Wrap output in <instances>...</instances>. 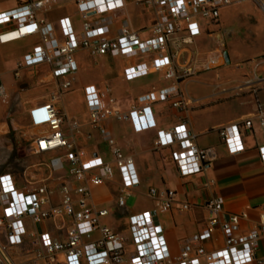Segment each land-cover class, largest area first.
I'll return each instance as SVG.
<instances>
[{
    "label": "built area",
    "instance_id": "obj_1",
    "mask_svg": "<svg viewBox=\"0 0 264 264\" xmlns=\"http://www.w3.org/2000/svg\"><path fill=\"white\" fill-rule=\"evenodd\" d=\"M136 4L151 7L154 22L148 38L141 39L126 21H122L114 35L110 34V17L91 19V13L116 9L121 0H77V9L82 17L81 32L76 35L68 18L59 20L64 39L58 41L51 22L38 17V12L48 10L56 0H14L15 5L0 11V43L38 33L40 42L32 47L17 62L21 68L45 63L55 80V91L42 103L45 127L33 139L31 150L34 153H48L46 163L50 174L62 175L56 186L26 180L17 187L9 174L0 175V229L8 245L23 242L26 235L37 247L31 264H59L57 255L64 256V264H246L256 259L259 240L264 237V210L257 212L254 225L248 229L241 227L247 213H228L220 219L223 200L221 197L206 201L209 216L205 226L190 235L173 254L167 248L161 226L155 221L157 211H166L174 202L175 192L171 189L160 190L155 186L148 188L154 201L152 210L128 215L133 250L126 251L125 238L115 233L99 219L108 211L88 205L90 186H97L112 175L111 167L98 155H89L77 141L82 135L77 121H68L57 103L64 90L71 87L77 70L75 53L84 50L90 56L110 54L112 56H136L151 51L167 49L174 45L172 55H161L151 60V67L162 70L163 76L171 83L158 89H151L136 96L129 109L124 111L111 96L109 88L97 89L93 85L83 88L87 116L92 128L96 129L107 144L111 159L119 172L124 194L127 195L138 182V176L130 155L124 154L117 146L112 131L108 127L111 119L129 121L135 131L155 126L151 105L176 98L180 95L177 84L195 74V68L176 61L183 43L199 34L198 19L214 22L221 7L230 0H133ZM264 9V0H254ZM183 33L182 37L179 35ZM179 34V35H178ZM218 65L216 57L202 61L200 69L209 70ZM146 63H138L124 69L127 79L147 73ZM264 87V78L257 77ZM0 97L6 98L5 88L0 80ZM189 100H174L173 106L183 107ZM254 117L258 119L264 136V110L258 100L255 102ZM64 124L68 134L64 131ZM240 125L251 126V118L225 124L219 128V135L227 151L235 154L244 150ZM156 147L174 146L170 154L181 176L196 174L205 169L213 160L212 148H199L195 136L185 123L173 125L158 132ZM259 160L264 168V142L257 146ZM57 190L60 199L54 203L51 195ZM124 196L117 198V205H124ZM191 203L182 202L179 210H188ZM29 220L37 225L45 220H54L55 231H27ZM58 221V222H57ZM222 234V246L207 250L203 243L213 240L214 232ZM98 236L91 238L93 232ZM4 264H15L10 256L1 251Z\"/></svg>",
    "mask_w": 264,
    "mask_h": 264
},
{
    "label": "crops",
    "instance_id": "obj_2",
    "mask_svg": "<svg viewBox=\"0 0 264 264\" xmlns=\"http://www.w3.org/2000/svg\"><path fill=\"white\" fill-rule=\"evenodd\" d=\"M231 2L219 11L216 21L208 22L198 19L200 32L191 37V41L183 43L178 52L176 61L188 67L195 68L197 76L201 73L211 71L219 66V61H225L223 53L227 52L229 62L235 57L248 58L264 54V11L258 7V2L254 0H230ZM77 0H56L45 12H38V17H44L51 22L54 28V35L58 41L64 39L60 29L59 20L68 18L69 23L76 35L81 32L82 17L77 9ZM15 5L14 0H0V11L10 9ZM91 19L99 17H110V34L114 35L122 21H126L129 27L138 33L141 39H146L151 33L154 22V13L151 7L136 4L133 0H121V6L116 9H108L102 13H91ZM2 28L0 27V30ZM230 42L240 43L237 52H228L222 48H212V53L206 54L200 51L201 42H209L210 39L219 40L220 33ZM179 35V34H178ZM184 34L181 33L179 37ZM40 42L38 33L22 38L0 43V80L10 70V59L23 58V55L30 51L33 46ZM253 42L252 45L248 43ZM175 50L174 45L168 44L167 49L162 51H151L136 56H112L110 54L90 56L84 50L75 53L77 70L74 74V81L70 88L64 90L67 96L75 85L80 92L79 114L73 113V109L65 107L64 113L68 121L75 120L79 123L82 135L77 136V141L84 148L87 154L98 155L112 169V175L97 186H90V198L88 205L96 209L105 208L108 213L100 217L99 221L103 225L109 226L115 233L125 238L126 251L133 250V243L128 227L127 217L130 214L138 213L154 208V201L148 193L150 186H155L160 190L171 189L175 192L174 202L170 209L157 211L155 221L161 226L167 248L171 253L178 252L184 241L192 234L200 231L207 221L209 210L205 206L206 201L221 197L223 200L220 219H225L228 213H238L245 211L247 218L241 221V227L248 229L252 227L257 219V212L264 210V168L259 160L257 146L264 142L262 128L257 118L254 117L255 102L259 101L264 110V87L260 82L254 83L255 89L242 95L234 97L232 86L226 83L221 86L225 75H217L221 78L216 83H212L211 94L207 93L204 98L195 95L196 91L191 82L194 78H186L177 84L180 93L176 98L155 102L151 105V110L155 120V126L141 131H135L129 121H118L111 119L108 127L112 131L117 146L124 154L132 157L139 182L130 189L127 195L124 194L121 178L118 170L114 166L110 150L101 138L99 132L92 128L83 97V88L86 85H93L97 89L109 88L111 96L116 99V104L124 111L129 109L130 104L136 96L149 91L169 85L171 81L164 78L162 70H155L151 67V60L159 54L172 55ZM85 55L88 57L99 58L110 61L115 66V76L111 80V85L106 84L105 80H88L79 76L82 65L85 62ZM209 57H216L218 65L209 69H200L202 61ZM146 63L149 67L146 74L127 79L124 69L138 63ZM248 65V69L251 68ZM28 69L45 68L44 75L47 81L53 83L55 80L49 73V66L45 63ZM222 69V68H219ZM217 69V71H219ZM225 69V68H224ZM226 70V69H225ZM257 72L264 78V62L258 64ZM77 83V84H76ZM260 86L259 88L256 86ZM4 86V84H3ZM253 87V88H254ZM5 88V86H4ZM6 90V88H5ZM253 91V92H252ZM63 96V97H64ZM212 97L214 104L227 111L224 116L214 117L211 115L210 107H204L201 100ZM183 107L173 106L174 100H189ZM45 101L37 99L27 103V115L29 125L39 130V134L45 130L40 121L43 118L41 105ZM65 106V103H64ZM69 108V109H68ZM251 118V126L240 125V133L244 143V150L235 154L227 151L219 128L231 122L240 121L243 118ZM185 123L187 129L195 136V143L199 148H212L214 152L213 160L199 173L181 176L171 157L170 151L174 146L156 147L155 140L158 132L173 125ZM64 131L68 134L66 124ZM36 136V137H37ZM33 140L31 141L32 146ZM48 154V153H45ZM50 156V154H48ZM44 169L47 171L41 182L49 186H56L62 180V175L58 173L50 174L46 163ZM9 174L17 187L23 185L10 172ZM25 174V173H24ZM27 176V175H26ZM33 178V176H32ZM39 180V179H38ZM39 180V181H40ZM136 196L138 201L133 207L126 205V197ZM124 196V205H117V198ZM60 199V193L55 190L51 195V201L56 203ZM182 202L192 204L188 210H179ZM54 220H45L37 225H32L27 219L25 221L27 231L35 229V232L50 231L57 234ZM58 222V221H57ZM98 236L95 231L91 238ZM213 240L203 243L207 250L222 246V234L219 230L214 232ZM7 250L11 253L14 260L20 264H31L37 247L32 243L29 235H26L23 242L17 245H8ZM59 264H64V256L57 255ZM43 264V261H39ZM82 264H86L82 260ZM125 264V263H121ZM246 264H264V237L259 240L256 250V259Z\"/></svg>",
    "mask_w": 264,
    "mask_h": 264
},
{
    "label": "rangeland",
    "instance_id": "obj_3",
    "mask_svg": "<svg viewBox=\"0 0 264 264\" xmlns=\"http://www.w3.org/2000/svg\"><path fill=\"white\" fill-rule=\"evenodd\" d=\"M258 7L264 11L259 3ZM227 39L224 38L222 32L219 40L210 39L209 42H201L200 51L211 54L212 48H222L228 52H237L240 43L230 42ZM248 44L252 45L253 42ZM210 46L212 47L211 49L209 48ZM84 60L85 62L79 73L80 77L83 76L92 81H98L103 78L106 84L111 85V80L115 76V66L112 62L102 61L98 57L94 58L86 55ZM10 61L12 63L10 70L2 77L6 88L5 101L0 97V173H12L22 185L26 183V180L37 183L42 181L40 180L42 177H45L47 171L44 169V164L47 163L49 155L34 153L31 150V141L37 136L39 130L29 125L27 103L34 99L39 101L48 100L55 91V86L47 81V76L44 75L45 68L26 70L18 66L17 62L19 59H10ZM262 62H264V54L248 58L235 57L229 63L219 61V66L211 71L189 77H195L191 82V85L196 90L192 92L195 94L193 97L204 98L207 93L211 94L212 83L214 84L221 79L217 73L225 75L224 80L222 79L221 81L223 82L221 86L230 83L232 89H234V97H241L249 92V88L251 92L252 89H255L253 84L258 82L256 81L257 77H262L256 70L258 64ZM248 65H251V68L248 69ZM256 86L260 87L258 84ZM67 93H69L67 96L62 95L60 97L57 106L62 111H66L65 107H70V109H73V113L79 114L82 110H79L80 92L77 85ZM202 100L201 104L204 107H210L214 104L213 101H216L212 97ZM209 111L216 118L227 113L226 110L217 105L211 106ZM137 201L138 198L136 196L130 195L126 197V205L129 208L133 207ZM4 242V233L0 229V264H4V257L1 251L10 256L15 264H20L13 259Z\"/></svg>",
    "mask_w": 264,
    "mask_h": 264
},
{
    "label": "water",
    "instance_id": "obj_4",
    "mask_svg": "<svg viewBox=\"0 0 264 264\" xmlns=\"http://www.w3.org/2000/svg\"><path fill=\"white\" fill-rule=\"evenodd\" d=\"M223 57H224L225 62H226V63H229V57H228L227 52H224V53H223Z\"/></svg>",
    "mask_w": 264,
    "mask_h": 264
}]
</instances>
